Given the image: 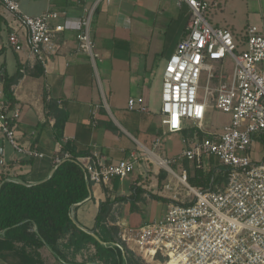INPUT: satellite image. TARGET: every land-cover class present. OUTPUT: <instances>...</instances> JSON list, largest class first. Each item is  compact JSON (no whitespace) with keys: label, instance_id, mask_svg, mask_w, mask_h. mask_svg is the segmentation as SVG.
I'll list each match as a JSON object with an SVG mask.
<instances>
[{"label":"crops","instance_id":"0c3cea01","mask_svg":"<svg viewBox=\"0 0 264 264\" xmlns=\"http://www.w3.org/2000/svg\"><path fill=\"white\" fill-rule=\"evenodd\" d=\"M94 1L21 0L24 14L57 12L52 23L64 26L46 65L28 48L18 52L10 45L11 29L0 6V90L6 77L19 74L12 85L15 106L21 110L15 126L17 139L23 147L43 154L21 153L0 138V174L26 177L31 184L44 180L64 146L73 147L81 157L98 151L107 165L125 158L136 160V168L125 179L114 177L109 184H93L91 197L72 213L76 227L69 228L58 241L61 258L48 246L35 248L19 243V251L0 253V264H109L97 257V244L83 236L94 227L101 201L109 198L115 202L111 224L139 226L162 217L170 203L186 199V188L179 177L170 175L153 154L178 158L187 145L177 151L168 141L178 133L184 140L192 138L193 126L169 133L161 114L165 66L184 35L189 9L177 0L101 1L91 23L95 41L92 60L80 48L78 34L85 8ZM211 1L214 23L242 28L225 15L233 0ZM139 96L145 98L148 110L129 108V99ZM50 101L56 104L52 113L46 107ZM58 112L66 117L62 131L55 128ZM158 139L161 142L157 146ZM172 165L178 175L186 169L190 177L195 176L190 161L178 160ZM134 187L145 190L138 195L142 199L136 201L135 208L130 199L136 198ZM150 193L164 199H154Z\"/></svg>","mask_w":264,"mask_h":264},{"label":"built area","instance_id":"2783aa9c","mask_svg":"<svg viewBox=\"0 0 264 264\" xmlns=\"http://www.w3.org/2000/svg\"><path fill=\"white\" fill-rule=\"evenodd\" d=\"M101 1L86 6L78 34L80 48L92 60L91 23ZM177 1L188 7L189 20L165 66L162 122L169 133L187 126L198 130L184 140L187 146L178 158L153 155L173 173L170 165L183 159L216 173L208 187L192 186L186 169L175 173L186 188V199L170 203L162 217L143 225L117 224L118 237L135 257L159 264H264V152L260 149L264 146V24L237 31L212 23L211 0ZM20 4L21 0H0L11 29L9 43L18 52L28 48L46 65L64 26L52 23L57 12L27 15ZM228 59L233 60L229 73L224 69ZM129 108L148 110L143 96L131 97ZM211 109L230 114L221 130H210L206 123ZM20 115V108L0 90V138L21 153L43 156L18 141L15 126ZM78 161L93 184L125 179L136 168V160L127 158L107 165L98 151L79 156Z\"/></svg>","mask_w":264,"mask_h":264},{"label":"trees","instance_id":"16d2710c","mask_svg":"<svg viewBox=\"0 0 264 264\" xmlns=\"http://www.w3.org/2000/svg\"><path fill=\"white\" fill-rule=\"evenodd\" d=\"M18 78V73L6 77L2 90L5 99L12 106L16 103L12 85ZM46 107L52 113L56 109V104L50 101L46 103ZM65 122L64 113L58 112L56 130L62 131ZM196 130L198 129L192 128L190 137ZM198 133L202 135L201 131ZM66 152L70 157H64ZM60 155L61 161L54 163V166L59 165L53 175L43 182L31 184L26 177L15 179L4 173L0 174V253L19 251L17 244L21 243L23 246L35 248L48 246L52 253L61 258L58 241L69 228L76 227L72 213L76 212L79 203L89 198L93 182L78 161L81 153L73 147L64 146ZM215 173V169L206 172L196 168L195 176L190 177L188 174V181L192 185H209ZM144 191L134 187L136 198L130 197L134 208L136 201L142 199L138 195ZM150 196L154 199H164L153 193H150ZM114 203L109 198L100 202L92 228L106 244L100 243L87 232L83 233V236L97 244V257L109 264H140L134 253L121 243L118 237L119 227L110 223ZM117 244L123 245L124 249Z\"/></svg>","mask_w":264,"mask_h":264},{"label":"rangeland","instance_id":"374dc122","mask_svg":"<svg viewBox=\"0 0 264 264\" xmlns=\"http://www.w3.org/2000/svg\"><path fill=\"white\" fill-rule=\"evenodd\" d=\"M225 15L228 18L235 19V22L241 25L240 27L242 28H239V29L235 28V30L237 31H244L248 25H252V24L263 25L264 24V0H233V1H230L228 3ZM209 18L211 21L213 20L211 13H209ZM212 22L214 23V21ZM232 65H233V60L228 59L225 63V68H224L225 71L229 73L231 71ZM206 83H207V79L205 76H203L201 80V85L205 86ZM229 120H230V114L221 112L218 109H211L207 115L206 123L209 127L214 128V130H221L222 126ZM202 135L201 136L199 135V136L202 137ZM168 144L171 147H173L172 149L175 148L178 151L179 149L181 150V148L185 146V141H184V138L181 136V134L178 133V134H173V137L171 140L168 141ZM260 149L261 151L264 152V146L260 147ZM184 162H189V161L186 159L184 160ZM215 164H217V162H215ZM172 166L175 168L174 165ZM192 168L196 169L195 166H193ZM174 171L177 173L176 168ZM168 172L170 175H176L175 173L170 172V170ZM171 188L172 190H174L172 186ZM136 259L138 260L140 264H159L158 261L157 262L152 261L145 257L139 256L138 258L136 257Z\"/></svg>","mask_w":264,"mask_h":264},{"label":"water","instance_id":"95a60500","mask_svg":"<svg viewBox=\"0 0 264 264\" xmlns=\"http://www.w3.org/2000/svg\"><path fill=\"white\" fill-rule=\"evenodd\" d=\"M59 165V164H58ZM58 165H56L53 169H52V171L50 172V174H49V176L47 177V178H45L44 180H41V181H39V182H43V181H45V180H47V179H49L52 175H53V173H54V171H55V169L58 167ZM91 194H92V192H90V196L89 197H91ZM80 204V203H79ZM90 235H92L93 237H95L100 243H102V244H106V242H104L103 240H101L100 239V237L95 233V231H89L88 232ZM117 245H119L122 249H124V247L122 246V245H120V244H117Z\"/></svg>","mask_w":264,"mask_h":264},{"label":"bare ground","instance_id":"6f19581e","mask_svg":"<svg viewBox=\"0 0 264 264\" xmlns=\"http://www.w3.org/2000/svg\"><path fill=\"white\" fill-rule=\"evenodd\" d=\"M158 163H159V164H161V163H162L161 159H158Z\"/></svg>","mask_w":264,"mask_h":264}]
</instances>
